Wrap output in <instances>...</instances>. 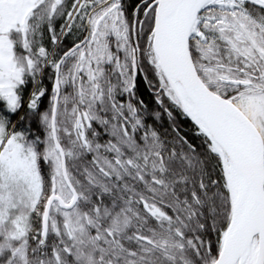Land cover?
Here are the masks:
<instances>
[{
	"label": "snow or ice",
	"instance_id": "obj_1",
	"mask_svg": "<svg viewBox=\"0 0 264 264\" xmlns=\"http://www.w3.org/2000/svg\"><path fill=\"white\" fill-rule=\"evenodd\" d=\"M0 264H264V0H0Z\"/></svg>",
	"mask_w": 264,
	"mask_h": 264
}]
</instances>
